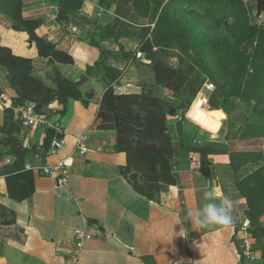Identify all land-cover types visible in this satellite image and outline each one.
Segmentation results:
<instances>
[{"label": "crops", "instance_id": "crops-1", "mask_svg": "<svg viewBox=\"0 0 264 264\" xmlns=\"http://www.w3.org/2000/svg\"><path fill=\"white\" fill-rule=\"evenodd\" d=\"M110 10L109 13L115 14L112 11L115 7ZM60 11L56 0H23V17L40 22L38 36L70 56L73 63H51L41 57L36 44L30 43L29 35L13 30L2 12L0 43L14 54L31 59L39 74L57 70V77L59 73L80 80L87 76L89 67L101 61V52L89 41L80 39L90 26L81 27L79 18L96 21L103 9L100 0H83L76 16L64 15L59 20ZM130 43L128 38L121 39L126 51H137ZM102 44L119 56L108 59L110 65L122 69L114 84L116 93H137L140 71L136 59L125 62L119 46L109 42ZM95 69L108 87L103 71ZM0 88H4L2 82ZM16 98L15 90L5 87L0 101V128L5 125L7 108H15L21 121L20 131L15 134L20 144L16 149L7 141V136L0 133V264H215L212 255H207L215 240L201 231V236L194 232L188 242L181 210L187 202L195 213L199 208L194 183L200 179L203 190L205 181L199 172H190L187 166L181 173L184 182L180 187L161 192L159 204L150 201L122 176L121 167L127 160L124 153L115 151V132L91 130L103 97L88 99L87 107L81 101L70 100L65 116L58 113L63 106L54 100L46 114H38L46 118L47 124L36 127L24 125L21 119L22 110L30 101L25 106H14ZM188 122V127L185 126L187 142L195 133H205L193 121ZM49 130L63 133L64 138L57 154L45 156L32 147L44 146V141L51 138ZM84 134L89 137V150L82 155L77 142ZM24 148L32 152L26 154L24 164H17L15 154L10 151L21 154ZM60 161L72 165L65 186H58L53 177L42 171ZM23 171L33 173L35 192L27 200L18 202L9 197L8 177ZM232 229L220 230L219 234H225V240L234 247L228 238L233 234ZM79 231L90 235L82 248L77 247ZM193 247L205 251L203 258L193 257L190 252Z\"/></svg>", "mask_w": 264, "mask_h": 264}, {"label": "rangeland", "instance_id": "rangeland-1", "mask_svg": "<svg viewBox=\"0 0 264 264\" xmlns=\"http://www.w3.org/2000/svg\"><path fill=\"white\" fill-rule=\"evenodd\" d=\"M159 1L164 6L171 0ZM241 1L244 6H240L238 0H226L225 10L217 14L219 8L216 6L214 7L216 12L213 15L209 14L207 7L194 9L177 3L172 6L171 19L160 29L154 13L156 9L154 3L153 11L149 15L136 20H121V23L115 24L116 16L109 13V10H103L97 19V26L102 27L101 31L108 25L115 24L116 31L128 38L131 46L142 54L141 59H138L136 55L140 82L139 91L134 94L139 96L138 102L142 103L144 97H156L162 101L166 111L171 108L177 111V116L166 118L167 135L172 142L165 150L171 159L177 187L184 182L181 173L187 166L190 172H199L202 153H197L195 150L204 147L205 151L213 152L207 154L212 178L203 177L205 179L203 190L209 186L218 187L222 195L234 202L232 211L234 221L239 225L248 226L252 252L255 255L254 260L244 255L245 234H242L239 228L230 227L233 228L232 236L228 237L230 241H234V233L236 229L238 230L237 245L234 243V247L225 240V234H219L222 232L220 230L215 228L198 230L194 218H187L189 211L195 213L187 202L181 210L188 230V242L194 232L201 236L202 231L212 236L215 241L212 247L208 248L207 255L208 257L212 255L211 259H214L212 261L215 264H264V182L262 175H255V172L264 166V137L253 138L247 134L253 123L257 127H264V95L261 91L258 92L261 97L234 95L239 86H242V91H253L257 87L264 88V14L257 19L256 0ZM244 11H247L248 22L257 25L263 33L260 34L259 40L261 51L259 54L252 53L248 76L243 79L241 76L234 77L232 43L235 38H242L244 35L246 28V22L242 16ZM149 49H153L151 56L150 52L145 51ZM162 67L178 71L181 79H188L192 86L182 90L185 93L173 91L169 87L174 84L172 80L169 83L165 81L166 74L162 71ZM56 72L57 70L54 72L50 70L45 74H39L34 67L33 74L52 89L57 83ZM1 82L5 86L4 79L1 78ZM79 89L82 91L83 98L88 101L93 97H103L108 87L98 71L91 69ZM194 89H198V93L192 99L191 93ZM42 94L49 96L46 89H43ZM39 98L41 95L32 98L30 102L38 105ZM213 106L224 110H216ZM141 109L139 104L133 105L132 121H135L137 115L143 117ZM188 121L196 123L199 128L204 129L205 133H195L187 142L185 138L187 133L181 138L178 129L181 123L184 127H188ZM198 135L201 137L196 138ZM256 153H263L258 163L254 162ZM194 185L200 207L203 192L200 179H197ZM254 186L257 188L256 207L262 208L261 215L258 209L249 206L247 199L248 194L252 196L255 194V191L251 189ZM172 188L173 186L164 185L161 192ZM153 193L158 195L156 189ZM239 249L243 252L244 258L239 254ZM190 252L198 260L205 254V251L198 250L196 247H193Z\"/></svg>", "mask_w": 264, "mask_h": 264}, {"label": "trees", "instance_id": "trees-1", "mask_svg": "<svg viewBox=\"0 0 264 264\" xmlns=\"http://www.w3.org/2000/svg\"><path fill=\"white\" fill-rule=\"evenodd\" d=\"M58 7L61 10L59 14V20L62 17L69 16L70 14L77 15L78 11L82 8L83 0H56ZM226 0H171L161 5L159 0H100V7L103 10H110L112 6L116 7L115 21L119 24L121 20H136L139 17H145L153 11V3L156 6L155 16L157 18V25L162 28V25L171 19L172 6L177 3L184 4L187 7L194 9H204L207 7L210 11L209 14L213 15L216 12L214 7H218L217 14H220L225 10L226 6L224 2ZM240 6H244L243 1L238 0ZM0 12H2L9 20L12 29L17 32H25L29 35L30 43H35L39 54L43 58H47L51 63L69 64L73 63V59L58 51L53 43L48 42L44 38H41L37 34V28L40 24L39 21L26 20L23 17V0H0ZM242 12V11H241ZM243 20L246 22V28L244 29V35L242 38H235L232 43L233 47V60H234V77L244 79L249 73V63L252 61V53H260V34L262 30L257 26L248 22L247 11L242 13ZM80 26L85 28L86 25L90 26L89 30L85 32L86 35H81L82 41H89V43L98 48L101 52V61L94 67H89L87 73L91 69L99 68L103 71L105 80L108 84L101 108L97 114V117L91 126V130H112L116 132L115 151L124 153L126 155V165L121 167V174L123 177L129 180L133 189L140 195L146 197L150 201L160 203L161 189L166 186H177L175 175L173 174V168L171 159L166 154L165 150L172 142V139L167 135L166 118L167 116H177V111L174 109H165L162 101L156 97H144L142 103L138 102L139 96L136 94H117L114 88V84L117 83V79L120 77L122 69L114 67L108 63L109 58L119 57L111 49L106 48L102 43L109 42L112 45L119 46L120 50L124 53L127 62L129 59H136L138 51H126V48L121 44V39L124 38L122 33L117 32V27L114 25H108L103 31L98 32L100 27L97 26L96 21H90L87 18H79ZM75 23V22H74ZM88 23V24H87ZM95 32L93 33V30ZM84 31V30H83ZM150 52V56L153 49L145 50ZM152 58V57H151ZM150 59V58H149ZM152 61V59H150ZM162 71L165 72V81L171 82L173 91L181 93L182 90H186L188 86H192V83L188 79H181L178 75V71H171L173 69H167L162 67ZM34 64L31 59L18 56L13 51L0 43V79H4L5 86L0 88V101L5 94V87L15 90L17 98L14 99L13 105H26L32 98L41 95L38 101V114H46L48 111V105L54 101L63 106V109L58 113L65 116L68 109V102L70 100L81 101L86 107L89 105V101L83 98V94L79 86L84 82L86 76L80 80H72L66 78L58 73L57 83L51 89L50 86L42 79L35 76ZM169 74V75H168ZM263 74V72H262ZM264 79V77H263ZM242 86H239L234 95L238 97H261L258 93L263 92L264 88L257 87L255 90H241ZM43 89H46V93L49 96L43 95ZM198 89H194L191 93L192 99L197 96ZM139 104L143 117L137 115L135 121L131 120L133 115V105ZM216 110H224L221 107L213 106ZM5 125L0 128V133L7 136V141L11 143L14 149L20 144L15 137L20 131L21 121L19 119V113L15 108L5 109ZM51 135L50 139L44 141V146L50 147L56 131L49 130ZM178 133L182 138L185 134V127L181 123L179 124ZM247 134L253 138L264 137V127H257L256 124H252L249 127V133ZM182 143V139H181ZM210 147V145H209ZM12 148V149H13ZM10 151V154H15L16 163L24 164L25 156L27 153L32 152L30 149L24 148L20 154L15 150ZM194 150V149H193ZM197 153H202L200 159V166L198 170L202 177L211 179L212 172L209 169V161L207 154H212V151H205L204 147H199L195 150ZM254 156L255 163L260 162L263 157V153H256ZM255 175H262L264 182V166L259 168ZM9 197L23 202L31 197L34 192V177L31 171H23L20 174H13L8 177ZM157 190L158 195H155L154 190ZM255 191L252 196L247 195L249 206L253 209H258L260 215L263 213L256 207L257 205V188L251 187ZM264 192V188H263ZM238 230L236 229L234 234V241L236 242V236ZM239 254L243 257V252L239 249Z\"/></svg>", "mask_w": 264, "mask_h": 264}, {"label": "built area", "instance_id": "built-area-1", "mask_svg": "<svg viewBox=\"0 0 264 264\" xmlns=\"http://www.w3.org/2000/svg\"><path fill=\"white\" fill-rule=\"evenodd\" d=\"M137 58L141 59L142 58V54L138 53L137 54ZM37 109L38 106L37 104H35L34 102H30L29 105L24 108L22 110V116L21 119L24 123V125L26 126H30V127H36L37 125L43 123V124H47V120L45 117L38 115L37 113ZM89 137L87 134L82 135L77 142V148L78 151L83 155L86 154L88 152V143ZM71 169H72V165L69 164L66 161H60L57 164L53 165V166H46L42 169L43 174L49 177H53L58 186H65L68 184V180H69V176L71 174ZM264 222V220H263ZM234 228H239L241 230V233L245 234L244 236V255L251 259L254 260L255 259V255L252 252V243L250 241V237L248 234V226L247 225H239L237 224L235 221L232 225ZM76 239H77V247L78 248H82L83 243L87 240L90 239V235H88L87 233L83 232V231H79L77 232L76 235ZM76 256H74L75 258Z\"/></svg>", "mask_w": 264, "mask_h": 264}, {"label": "clouds", "instance_id": "clouds-1", "mask_svg": "<svg viewBox=\"0 0 264 264\" xmlns=\"http://www.w3.org/2000/svg\"><path fill=\"white\" fill-rule=\"evenodd\" d=\"M201 200V206L197 209L194 218L198 230L210 228L226 230L233 225L234 202L222 195L218 187L209 186L203 190ZM192 217L193 213L189 211L187 218Z\"/></svg>", "mask_w": 264, "mask_h": 264}, {"label": "water", "instance_id": "water-1", "mask_svg": "<svg viewBox=\"0 0 264 264\" xmlns=\"http://www.w3.org/2000/svg\"><path fill=\"white\" fill-rule=\"evenodd\" d=\"M256 2L258 5L257 19H260V17L264 14V0H256ZM63 138V133L57 132L50 147L33 145L32 149L45 156L57 154L61 149Z\"/></svg>", "mask_w": 264, "mask_h": 264}]
</instances>
